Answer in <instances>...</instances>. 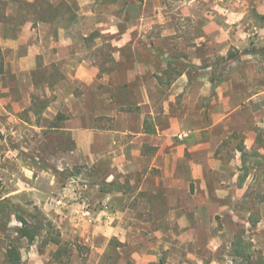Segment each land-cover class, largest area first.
Wrapping results in <instances>:
<instances>
[{
  "label": "crops",
  "instance_id": "0c3cea01",
  "mask_svg": "<svg viewBox=\"0 0 264 264\" xmlns=\"http://www.w3.org/2000/svg\"><path fill=\"white\" fill-rule=\"evenodd\" d=\"M165 1L142 0L139 20L150 18L144 12L150 4L153 16L172 5L192 18L191 28L201 27L188 41L193 61L232 51L228 61L241 64L264 50V0ZM22 43V36L0 31V208L17 207L26 193L62 236L97 253L96 264H219L214 243L201 245L211 256L199 259L195 241L212 234L213 223L204 221L240 219L231 204L251 179L240 175L241 156L258 146L257 132L264 128V86L255 82L261 74L226 71L217 80L220 71L207 66L178 71L163 83L159 71H59L60 83H75L77 92L34 110L35 60L57 43L39 30L25 52ZM200 46H206L203 56ZM249 47L255 51H244ZM46 131L66 142L45 154L47 163L60 171L76 167L88 182L81 188L94 213L82 223H76L80 212L70 202L62 208L52 203L62 190L53 176L23 158L37 151ZM234 134L241 137L240 149L229 148ZM257 224L264 230L262 218Z\"/></svg>",
  "mask_w": 264,
  "mask_h": 264
},
{
  "label": "rangeland",
  "instance_id": "374dc122",
  "mask_svg": "<svg viewBox=\"0 0 264 264\" xmlns=\"http://www.w3.org/2000/svg\"><path fill=\"white\" fill-rule=\"evenodd\" d=\"M18 1L27 2L0 0L2 35L22 36V52H25L28 44L38 40V30L43 37L54 39L57 43L50 49L49 54L45 52L35 60L36 67L32 71L39 72L33 76L34 89L31 99L38 102V107L34 110H40L42 104L51 99H58L67 92L73 94L77 92L75 83H60L63 77L59 71H68L70 74L72 71H159L162 73L161 80L167 83L175 78L178 71H206L205 67L208 66L210 68L208 71H220V76H215L217 80L221 79V75L226 71H257L261 75L255 82L264 86V50H260L261 52L251 59L241 61L242 65L239 64L240 60L229 62L217 54L208 59L193 61L190 58L191 44L188 41L195 34L200 33L201 27L192 29L193 19L184 16L179 9L173 10L172 5L163 10L158 17L153 16L148 10L151 4L146 6L144 12L150 18L143 22L139 20L142 0H121L115 3L95 0H47L53 5L64 1L70 7L73 18H70L71 14H68L62 6L58 18L48 23H41L35 21L36 16L32 9ZM169 2L173 1L166 0L161 4L169 5ZM20 9L23 10L19 11ZM10 25L15 27H9ZM28 26L30 30L27 29ZM205 47H199L200 56L205 55ZM244 51L255 50L249 47ZM229 53L233 54L232 51ZM195 54L197 56V52ZM194 62L197 65L193 64ZM237 66H240V69ZM53 122L46 125L50 126ZM262 127H264V108ZM238 128L241 126L239 125ZM43 136H45L44 140L38 144L37 151L32 152L30 157L23 156V158H30V162L35 163L37 168H42L51 174L58 186L57 190L62 188L57 194H52L54 195L52 203L61 200L62 205L56 207L62 208L66 202H70L69 205L78 208L79 214L83 208L79 198L85 194L81 185L88 182L78 174L76 167L60 171L56 169L54 162L47 163L48 158L45 154L53 153L56 143L60 144L62 140L50 131L43 133ZM257 136L258 146L245 156L244 154L241 156V167L245 168L244 170L239 168L240 175L244 178L247 174L251 175L248 189L237 202L231 204L233 211L240 213L238 215L240 219L231 220L223 215L217 216L214 221H204L208 224L212 222L213 229L211 228V235L207 233L198 235L195 241L199 247L197 251L199 259L211 256L207 250H204L205 246L201 248V245L212 242L217 247L213 254L217 263L246 264L233 254V244L238 236L252 253L251 263L261 258L264 264V230H259L257 224L258 219L262 218L264 225V128L257 132ZM233 138L229 148L240 149L241 137L234 134ZM7 142L13 144L14 141L9 138ZM229 151L227 155L231 158L233 150ZM240 184L239 176L237 185ZM18 200L20 201L15 202L17 207L8 204L0 208V264H8L6 256L8 247H15L19 251L20 264H96L97 253L91 250L87 243L73 237L62 236L57 224L47 218L39 207L34 206L26 193L19 195ZM87 203L93 210L90 202ZM17 216L26 219L28 229L40 223L41 229L33 241L21 237L18 233L21 223ZM81 221L76 223H82ZM49 223H51L50 227ZM202 224L203 222L201 226ZM110 254L111 258H115L114 253Z\"/></svg>",
  "mask_w": 264,
  "mask_h": 264
},
{
  "label": "trees",
  "instance_id": "16d2710c",
  "mask_svg": "<svg viewBox=\"0 0 264 264\" xmlns=\"http://www.w3.org/2000/svg\"><path fill=\"white\" fill-rule=\"evenodd\" d=\"M95 1L104 2V3H115L121 0H95ZM18 2L22 5L25 4L26 7H29V9L33 10V13L36 16L35 17L36 22L48 23V22L54 21L56 18H58L61 15L59 13H61L60 7L62 6L65 7L68 14H71L70 18H73L72 12L70 11V7L64 1H61L58 5H53L47 0H34L33 2H26V3H22L21 1H18ZM22 10L23 9H20L19 11H22ZM234 57H235L234 54L229 53L224 58V60H229ZM17 218L21 223V228L18 231L20 236L24 238L25 237L28 238L29 241H33L35 237L38 236L39 230L41 229L40 223L28 229V224H27L26 219H23L22 216H17ZM48 226L50 227L51 223H49ZM233 249H234V253H233L234 256L240 257L244 262H246V264H252L251 263L252 253L249 251V247L245 245V243L242 241L241 237H238V236L236 237V241L233 244ZM6 254H7L6 256H7L8 264H20L21 263V256L19 254V251H17L15 247H8ZM159 264H162V263H159ZM253 264H262V259L259 258Z\"/></svg>",
  "mask_w": 264,
  "mask_h": 264
},
{
  "label": "built area",
  "instance_id": "2783aa9c",
  "mask_svg": "<svg viewBox=\"0 0 264 264\" xmlns=\"http://www.w3.org/2000/svg\"><path fill=\"white\" fill-rule=\"evenodd\" d=\"M183 137L184 136L181 135V134L177 135L178 139H182ZM79 200H80V202H82L83 208L80 211V219L78 221L92 218L94 211L90 208V206L87 203V201L84 199V197H81V196H80ZM55 205L56 206H61L62 205L61 200L56 201Z\"/></svg>",
  "mask_w": 264,
  "mask_h": 264
}]
</instances>
